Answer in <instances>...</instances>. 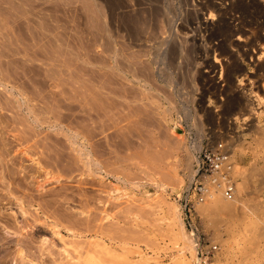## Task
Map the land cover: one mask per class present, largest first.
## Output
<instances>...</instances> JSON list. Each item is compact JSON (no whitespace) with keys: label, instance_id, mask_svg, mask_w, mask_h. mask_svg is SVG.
Returning a JSON list of instances; mask_svg holds the SVG:
<instances>
[{"label":"rangeland","instance_id":"374dc122","mask_svg":"<svg viewBox=\"0 0 264 264\" xmlns=\"http://www.w3.org/2000/svg\"><path fill=\"white\" fill-rule=\"evenodd\" d=\"M21 1L0 0V8L11 16L22 15L26 38H31L29 40L33 43H38L35 45L40 48L39 53L42 56L38 65L43 67L39 76V79L42 78L40 81H46L45 72L48 68L46 66H50L53 70L55 78L53 88L55 89L47 88L45 85V88L40 90L45 94L39 93L40 98L50 100L48 102L43 98V103L51 106L50 108L46 106L48 109L46 108L45 111L43 103H38L36 108L39 112L43 107L41 110L44 111L39 114L44 116L40 115L39 118L46 122L48 113L45 112L51 109L52 115L57 116L52 121L56 120L54 128L57 126L58 130H51L52 128H49L47 124L43 126L44 123L32 129L30 123L33 117L24 116L28 114L27 107H31L32 104L30 92L28 91L25 95L28 98L18 99L17 92L14 89L10 91L12 86H19L12 77L13 66L11 65L27 64L28 56H23L25 58L21 56L29 53L27 52L29 50H26L29 41L24 43L26 44L24 49L22 44L20 48L23 50L20 48V51L14 50L16 51L14 53L20 52L18 56L22 59L18 58L20 61L23 60L21 63L17 62L18 59L15 60L17 56L14 55L15 59L13 57L8 59L11 63L12 61L15 63L9 62L6 64L7 67L3 66L1 61L4 59L0 58V67H2L0 69L3 72L0 73V78L9 74L8 76L11 77L5 76L4 78L7 79L3 81L9 82V79H12L8 84L10 89L8 88L9 90L7 89L1 96L7 95L8 99L13 98V101L9 102L10 104L12 102L9 109L5 106L6 108L1 110L3 106L0 104L3 116L7 114L6 119H3L5 118L3 116L0 118L2 123L0 126L4 125L3 127L7 126V128L10 126L9 129L14 127L15 132L10 129L11 134L17 133L24 137V140L21 138V141H17L20 145L16 142L14 146L20 147L21 151V146L28 145L30 153L35 148L34 142H41L40 146H43L46 144L44 141L49 132H58L56 147L59 145L60 151L57 148L56 150L61 157L59 158L61 164L58 161L60 166L57 165V167L58 169L63 167L60 169L62 173L71 165L73 171L66 175L59 174L58 183L45 186L46 190L53 188L58 194L59 205L56 204L55 210L48 209L45 202L47 197L44 195L39 200L41 201L39 204L41 208H45L38 210L36 214L31 209L33 213L28 211L26 216L22 217L14 204L10 206L8 201H4V197L3 205L0 206V264H130L142 259L148 260L149 264H180L181 260L196 264L197 260L192 258L193 255H190L186 244L177 238L179 228L174 221L171 208L176 207L185 233L190 236L184 227L176 197L180 196L191 183L189 176L193 172V157L199 153L205 142L227 139V137H230L233 143L235 196L231 201L229 200L231 203L228 209H214L212 198L208 201L211 204L206 202L198 208L201 232L211 237L212 241L218 245V251L214 255L210 254L205 264H264V136L262 134L260 136V131L251 127L255 121L257 123L255 120L257 116H250L245 121L236 113L237 111L225 113L221 107L223 99L226 100L227 96L237 94L235 86L242 83L244 85L242 91L250 93V96L259 94L262 104L259 105L256 97L255 104L261 107L259 112L264 110V52L257 54L260 56V62L257 63L250 59L253 56V53H250V57L241 62L242 81L236 80L234 84L229 85L220 75L221 68L218 67L214 73H208L209 69L204 68L200 60L194 58L197 55L186 49L189 46L187 25L198 17L199 0ZM211 1L221 2V0ZM196 22L195 20L194 23ZM197 35L202 45H207L206 35L203 32H198ZM176 45H179L178 48L181 50L175 52L172 47H177ZM11 48L14 46L12 45ZM113 54L116 56L112 57ZM210 58H213V55ZM115 61L120 63L122 61L124 66L136 70L138 82L129 75H124L123 71H121L122 74L117 71L118 74H115L118 78V75H121L131 81L132 85H129L133 88L131 97L134 96L139 103L131 105L127 104V101L123 102L126 96L128 99L131 98L127 91L117 92L124 96L121 95L123 100L117 97L106 99V91H99V87H103L104 77L109 75L106 74L109 69L104 68L105 64L108 62L114 65ZM5 66L9 68L10 72L5 68L8 74L3 70ZM45 83L50 85L47 81ZM109 87L111 91L113 87ZM243 87L240 86L239 89ZM49 88L56 96L54 97L56 113L53 112L54 100L52 104L51 99L48 98ZM45 89H47L46 92ZM221 90L224 92L221 93ZM9 91L10 95H8ZM144 91L150 96L147 97ZM134 93L146 94L141 96L146 100L141 101V98H138L140 95L136 96ZM20 104L21 107H19ZM117 105L121 107L127 105V107H122L121 110ZM13 106L14 111L18 107L16 110V113H19L18 116L10 110ZM13 116L18 119L19 116L25 117L26 120L20 119L19 122L18 119L14 120ZM12 117L16 123L11 121ZM10 121L15 125L12 126ZM18 122L22 125L25 123H27L26 126L30 125V130H27L29 134L25 131L28 127L25 129V126ZM174 122L183 131V142L177 140L170 131L174 127ZM262 128L264 129V121ZM31 130L39 131V135L36 132L37 136L32 137L36 139L39 136L36 139L39 141L29 142L32 138L28 137L30 138L28 139L27 135L30 136ZM22 131L26 135L21 133ZM75 133L83 136L88 142L86 150L90 152L92 160L95 159L94 163L98 164L97 167L92 165L94 168L90 170V173L84 171L79 161L76 163V160H79L78 157L74 159L77 152L74 154L73 150L77 151V149L70 147L68 139L73 138ZM11 134H7L10 140L13 136ZM24 141H26L25 144H29L24 145ZM77 143V145L80 144V142ZM39 147L35 148L36 151L33 153L37 152L36 158L42 160L39 155L43 157L45 152L39 153L45 150ZM195 147H200V150H195ZM14 148V155L16 152L20 155V151L15 152L16 148ZM25 148L23 150H26ZM64 152L68 153H65L67 157L64 156ZM28 161L29 159L25 165H28ZM78 162L81 169L77 166ZM91 172H93L92 175ZM96 173L97 175L94 176ZM237 173L240 175L238 176ZM241 175H245L244 188H240L239 185ZM21 176L23 177V173ZM148 193L150 197L145 195ZM3 194L5 191L0 189V195ZM26 194L31 192L26 191ZM42 211L47 215L53 213V217L56 218L57 226L54 225L56 228L52 227L51 222L45 220ZM33 214L38 215L40 220L35 222ZM68 229L76 237L73 238V235L67 232ZM190 240H192L191 237ZM103 248H108V252L110 249V253L113 251L114 256L113 253L111 255L106 253L107 251ZM194 254L197 258L196 253Z\"/></svg>","mask_w":264,"mask_h":264},{"label":"bare ground","instance_id":"6f19581e","mask_svg":"<svg viewBox=\"0 0 264 264\" xmlns=\"http://www.w3.org/2000/svg\"><path fill=\"white\" fill-rule=\"evenodd\" d=\"M21 0H19L20 2ZM28 1V0H27ZM12 2V1H11ZM22 2V1H21ZM155 2V1H154ZM14 3V1H13ZM102 3V2H101ZM27 4V3H26ZM18 5V4H17ZM116 6V5H115ZM195 6V4H194ZM0 7H1V3H0ZM6 7V6H5ZM15 8V7H14ZM160 8V7H159ZM197 8H198V17L197 19H195L197 22H194L191 21L188 23L187 25V29L189 31V33L187 34L188 36V43H189V46L188 49L190 53H194L197 55V57H194L196 60H200V62L202 63L203 67L204 68H207L209 69L208 73H214L216 71V69H219L222 70L221 71V74L223 76V79L224 81L228 82L229 85L231 84H234V82L236 80H238V82H241L242 81V78H241V75H242V72H243V69L241 67V62L244 61L247 57H250V53H253V56H251L250 59H252L253 62H260V56H257V54L259 52H264V1L263 0H221L220 3H215L211 0H208L205 2H203V0H199L198 2V5H197ZM1 9V8H0ZM10 9V8H9ZM185 9V8H184ZM16 10V9H15ZM96 10V9H95ZM94 10V11H95ZM191 11V9H190ZM11 12V11H10ZM15 12V11H14ZM17 12V10H16ZM19 12V11H18ZM152 12V11H151ZM193 12V11H192ZM191 12V13H192ZM197 13V11H196ZM25 14V13H24ZM144 15V14H143ZM192 16V15H190ZM52 17V16H51ZM23 16L22 15H8L6 13V11L4 12V10H0V58L4 59L3 61H1L3 63V66L6 65L7 63L10 62V59H8L9 57H15L14 55L17 56V58L15 60H17V62H22L20 61V59L22 58H25L23 56H28L26 58V62L27 64L25 63H21V66H19V63L17 65V63L13 65H11L14 61H12V63L10 64L11 66H13V69L14 67L15 70L12 69L13 71V74H12V77L16 82H18L19 86H12L11 87V92L13 91V89L17 92V97L18 99L19 98H28L26 97L25 95H27L26 93H28V91L30 92V95H31V100L29 105L31 107H27V115H24L25 117L29 115H31L33 117V120H31V123L30 125H32V129H36L39 124H43V126H45V124H47V126H49V128H52L51 130L53 129H56L58 128L56 126V128H54V124L56 123V120L55 121H52L54 118L56 119L57 116H55L56 114H53L52 115V111L51 109H49L50 111L49 112H45V113H48L47 115V122L46 120H42L39 118V116L41 114L42 111H46V108H50L49 106L51 105H45V103H43V98H40V94H45V93H42V88L44 89L45 88V85L48 87H51L52 89H55L53 88V86L55 87V84L53 85V82L55 81L54 79V74H53V70L50 66H46L48 67L46 69V81L48 83H50V85H48L47 83H45L46 81H40L41 79H39V76L41 75L40 72L41 70L43 71V67L38 65V63H40V59L42 56H40V48L35 45V44H38V43H33L32 40H29L31 38H26V32L24 31V21H23ZM26 18V17H24ZM194 18V17H193ZM26 20V19H25ZM103 20V19H102ZM129 20V19H128ZM32 21V20H31ZM93 21V20H92ZM134 21V20H133ZM147 21V20H146ZM37 22V21H36ZM49 22V20H48ZM120 22V21H119ZM137 22V21H136ZM107 23V22H106ZM108 24V23H107ZM160 24V23H159ZM129 25V24H128ZM166 25V24H165ZM31 26V25H30ZM27 27V26H26ZM93 27V26H92ZM103 27V26H102ZM106 27V26H105ZM104 27V28H105ZM133 27V25H132ZM144 27V26H143ZM184 27V25H183ZM30 28V27H29ZM135 28V27H134ZM33 29V28H32ZM30 29V30H32ZM39 29V28H38ZM102 29V28H101ZM136 29V28H135ZM26 30V29H25ZM28 30V29H27ZM47 30V29H46ZM50 30V29H49ZM52 30V29H51ZM139 30V29H138ZM183 30V29H182ZM104 31V29L102 30ZM31 32V31H30ZM101 32V31H100ZM108 32V31H106ZM198 32H203L205 35H206V43L207 45H202L200 39L197 38V33ZM28 33V32H27ZM32 33V32H31ZM133 33V32H132ZM109 34V33H107ZM190 34V35H189ZM31 35V34H30ZM141 36V35H140ZM34 37V36H33ZM170 37V36H169ZM40 38V37H39ZM49 38V37H48ZM181 38V37H180ZM33 39V38H32ZM109 39V38H108ZM172 40V39H171ZM26 41H29V44H27L28 46H26V44H24ZM135 41V40H134ZM107 42V41H106ZM137 42V41H136ZM162 42V41H161ZM13 43V44H12ZM109 43V42H108ZM160 43V42H159ZM175 43V42H173ZM22 44L24 45V47H22ZM179 44V43H178ZM12 45L14 46V48H11ZM187 45V43H186ZM25 46L27 47L26 50L28 49L29 53H27V55H22L21 57H19L18 53H14L16 51V49L19 50L20 47H22L23 49L25 48ZM104 46V45H103ZM111 46V45H110ZM164 46V45H163ZM177 46V45H176ZM179 46V45H178ZM177 47H172V49L174 48V51H179L180 48ZM38 47V48H36ZM89 47V46H88ZM95 47V46H94ZM156 47V46H155ZM166 47V46H165ZM180 47V46H179ZM20 48V49H22ZM107 49V47H105ZM111 48V47H110ZM121 48V47H120ZM154 48V47H153ZM168 48V47H167ZM178 48V49H177ZM22 49V50H23ZM104 49V48H103ZM109 49V47H108ZM113 49V48H112ZM117 49V48H116ZM146 49V48H145ZM164 49V48H163ZM17 50V51H18ZM122 50V49H120ZM141 50V49H140ZM153 50V49H152ZM181 50V49H180ZM20 51V50H19ZM111 51V49H110ZM115 51V50H114ZM9 52L11 54H9ZM22 54H23V51H21ZM113 52V50H112ZM124 52V51H123ZM123 52H120V53H123ZM156 52V51H154ZM164 52V51H163ZM173 52V51H172ZM106 53V52H105ZM114 53V52H113ZM117 53V52H116ZM160 53V52H159ZM174 53V52H173ZM182 53V51H181ZM180 53V54H181ZM186 53V52H184ZM189 53V54H190ZM108 54V52H107ZM112 54V53H111ZM114 55L116 56V54H113L112 57H114ZM118 55V54H117ZM123 55V54H122ZM125 55V53H124ZM213 55V58H210V56ZM259 55V54H258ZM262 55V54H261ZM119 56V55H118ZM117 56V57H118ZM129 56V55H128ZM132 56V55H131ZM190 56V55H189ZM20 59H19V58ZM110 57V56H109ZM151 57V56H150ZM164 57V56H163ZM103 58V57H102ZM127 58V57H126ZM8 59V61L6 60ZM105 59H108V58H105ZM113 60V58H112ZM116 60V59H115ZM118 60V59H117ZM125 60V59H124ZM119 61V60H118ZM118 61H115L114 62V65L110 64V63H106L105 64V67L106 69H109V71L106 72V74H109L107 76L104 77V80L105 78L107 80H103V82L105 83H102L103 84V90L101 87H99V91H106V99H111V98H118L120 100H123L121 97V95H119L117 92H124L127 91L128 93H130V97L132 96L131 93H132V89L129 85L131 84V81L127 80L125 77H121V75H118L119 78L117 77V74L118 73H121V71H123V74L124 75H129L133 80L137 81L138 82V77H137V74H136V70L130 68V67H127V66H124L122 64V61L121 63L118 62ZM150 61V60H149ZM157 61V60H156ZM160 61V60H159ZM25 62V61H24ZM130 62V61H129ZM132 62V60H131ZM155 62V61H153ZM263 62V61H261ZM15 63V62H14ZM255 63V64H256ZM24 64V65H23ZM127 64V63H126ZM133 64V62H132ZM135 64V63H134ZM1 65V63H0ZM9 65V67H10ZM23 65V66H22ZM107 65V66H106ZM128 65V64H127ZM259 65V63H258ZM7 66V65H6ZM4 67L3 70L6 71V69L8 70L9 68L7 67ZM103 66V64H102ZM131 66V64L129 65ZM101 67V65H100ZM139 67V66H138ZM2 68V67H0ZM6 68V69H5ZM11 69V67H10ZM114 69V70H112ZM263 69V68H262ZM111 70V71H110ZM9 71V70H8ZM45 71V69H44ZM104 71V70H103ZM112 71L114 73H112ZM118 73H117V72ZM140 71V70H139ZM1 69H0V73H1ZM10 72V71H9ZM207 72V71H206ZM205 72V73H206ZM3 73V72H2ZM42 73V72H41ZM117 73V74H115ZM180 73V72H179ZM5 74V73H4ZM8 74V72H7ZM11 74V73H10ZM122 74V73H121ZM2 75V74H1ZM9 75V74H8ZM8 75H5L7 78L9 77ZM162 75V74H161ZM5 76H3L2 78H0V104H2L1 106H3L1 108V110H4V108H7L6 109H9L10 105L12 106V102L11 104L9 103L12 99H8L7 95H5L6 97H3L1 96V94L3 93L4 95V92H6V90L9 88V82L10 80L12 79H9V82L7 80L3 81L4 79H7V78H4ZM42 76H44L42 74ZM41 76V77H42ZM102 76V75H101ZM219 76V75H218ZM11 77V76H10ZM9 77V78H10ZM148 77V76H147ZM221 77V76H220ZM100 78V77H99ZM164 78V77H163ZM170 78V77H169ZM2 79V80H1ZM44 79V77H43ZM103 79V77H102ZM131 79V80H132ZM141 79V78H140ZM17 80V81H16ZM101 80V79H100ZM13 81V82H14ZM147 81V80H146ZM12 82V81H11ZM148 82V81H147ZM146 82V83H147ZM17 84V83H16ZM138 84V83H137ZM15 85V84H14ZM95 85V84H94ZM99 85V84H98ZM132 85V84H131ZM141 85V84H140ZM147 85V84H145ZM150 85V84H149ZM148 85V86H149ZM100 86V85H99ZM102 86V85H101ZM109 86H112L113 88L111 89V91H109L108 88H110ZM151 86V85H150ZM154 86V85H153ZM243 87L244 85L241 83H239V85L236 87L235 86V89L237 92V94L235 95H231L230 97L227 96L226 100L223 99V102L221 104V107H222V110L225 112V113H233V112H236L240 117H243L244 120L246 121L247 119H249L250 116H257L255 117V120H257V123L255 121V124L251 125V127H255L258 131H260V136L261 134L264 136V129L262 128L263 126V121H264V110H262L261 112H259V109L260 108L258 107V104L256 105L255 102H256V99H254L255 97L257 98V100L259 101V105H260V100L262 98H260L259 94L256 95V96H250V93L248 94L247 92H244L242 91L244 89L243 88H240L239 87ZM97 87V86H96ZM138 87V86H137ZM72 88V87H71ZM257 88V87H256ZM263 88V87H262ZM10 89V88H9ZM8 89V90H9ZM51 89V90H52ZM114 89V90H113ZM118 89V90H117ZM145 89V88H144ZM230 89V88H229ZM228 89V91H229ZM41 90V91H40ZM47 89H45L44 91L46 92ZM146 90V89H145ZM9 91V94H11V92ZM77 91V90H76ZM140 91V90H139ZM142 91V90H141ZM231 91V90H230ZM249 91V90H248ZM48 92V91H47ZM136 92V91H135ZM146 92V91H144ZM221 93L224 92V90H221L220 91ZM233 92V91H231ZM263 92H264V88H263ZM49 93V94H48ZM48 98L51 99V103H52V100H54V97L56 98V96H54L53 92L50 91V88H49V92H48ZM93 93V92H92ZM109 93V95H108ZM127 93V94H128ZM138 93V92H137ZM137 93H134V95H140L138 96V98H141V96H146L147 94V97L150 96L148 95V93L146 92V94H137ZM226 93V91H225ZM72 94V93H71ZM151 94V93H150ZM13 95V94H12ZM101 95V94H100ZM104 95V94H103ZM252 95V94H251ZM15 96V97H16ZM43 96V95H42ZM102 96V95H101ZM126 96V95H125ZM46 97V96H45ZM105 97V96H104ZM124 97V96H123ZM127 97V96H126ZM124 98L123 102L127 101V104H131V105H135L136 103H139V102H136V98L133 96V98L131 97L130 99L127 98ZM8 99V100H7ZM42 99V100H40ZM45 101H48L46 100V98H44ZM60 99V98H59ZM142 99L144 98H141L140 100L142 101ZM149 99V98H148ZM3 100V101H2ZM23 100V99H22ZM146 100V99H144ZM13 101V100H12ZM16 101V99H15ZM25 101V100H24ZM23 101V102H24ZM29 101V99H28ZM27 101V102H28ZM40 101V102H39ZM42 101V102H41ZM50 101V100H49ZM48 101V102H49ZM108 101V100H106ZM116 101V100H114ZM113 101V102H114ZM140 103H143L141 102ZM22 103V101H20ZM26 102V101H25ZM46 102V103H48ZM56 102L55 100L53 101V103ZM109 102V101H108ZM117 102V101H116ZM17 103V102H16ZM17 104H19V102ZM38 103H43V105L45 106V109L44 110H41L43 109V107L39 110L38 112V109L36 107H38ZM52 103V104H53ZM106 103V102H105ZM103 103V104H105ZM135 103V104H134ZM145 103V102H144ZM257 103V102H256ZM9 104V105H8ZM262 104V103H261ZM28 105V106H29ZM56 104L54 103V106L53 108L57 107L55 106ZM63 105V104H62ZM106 105V104H105ZM124 105V104H122ZM6 106V107H5ZM22 105L20 104L19 107H21ZM47 106V107H46ZM110 106V105H109ZM108 106V107H109ZM116 106V105H115ZM113 106V107H115ZM119 106V105H117ZM142 106V105H140ZM145 106V105H144ZM150 106V105H149ZM25 107H26V104H25ZM41 107V106H40ZM120 109L124 106L121 107V105L119 106ZM125 107H127V105H125ZM124 107V108H125ZM130 107V106H129ZM132 107V106H131ZM134 107V106H133ZM264 107V106H263ZM18 108V107H17ZM16 108V110H17ZM47 108V109H48ZM55 108L53 109V112H55ZM110 108V107H109ZM116 108V107H115ZM118 108V107H117ZM147 108V107H146ZM150 108V107H149ZM5 109V110H6ZM14 109V106L11 107L10 110ZM20 109V108H19ZM18 109V110H19ZM22 109V108H21ZM179 109V108H178ZM263 109V108H262ZM14 111L12 110V112L16 113L17 111ZM55 110V111H54ZM116 110V109H115ZM122 110V109H121ZM6 111H9V110H6ZM108 111V110H106ZM117 111V110H116ZM258 111V112H257ZM2 112V113H1ZM11 112V111H9ZM20 112V111H19ZM104 112V111H102ZM112 112V111H111ZM44 113V114H45ZM56 113V112H55ZM86 113V112H85ZM105 113V112H104ZM114 113V111H113ZM235 113V114H236ZM0 114H1V117L0 118H3V119H6V116H3V111H0ZM13 114V113H12ZM17 114L19 113H16L15 116H18ZM25 114V113H23ZM23 114L21 116H23ZM45 115V116H46ZM52 115V116H51ZM104 115V114H102ZM101 115V116H102ZM108 115V114H107ZM111 115V114H110ZM3 116V117H2ZM21 116H19V119L16 117H14V120L15 119H18V121L20 119L24 120L25 117H22L20 118ZM41 116H44V115H41ZM80 116V115H79ZM112 116V115H111ZM111 116H110V119H111ZM13 117L11 118V121L13 123H16V121L12 120ZM26 117V118H28ZM84 117V116H83ZM25 118V120H26ZM31 118V117H30ZM109 119V118H108ZM10 120V119H9ZM29 120V119H28ZM103 120V119H102ZM107 120V118H106ZM254 120V118H253ZM8 121V120H7ZM7 121L5 123H7ZM10 121V122H11ZM46 123H45V122ZM11 122V124H12ZM20 122V121H19ZM20 125H22L21 123L23 121H21V123H19ZM9 123V121H8ZM24 123V122H23ZM97 122H95L96 124ZM105 123V122H104ZM175 123V122H174ZM2 124V123H0ZM27 123H25V125H22V126H25V131H27L29 129V126H26ZM15 125V124H12V126ZM4 125L0 126L1 128L3 127ZM41 126V125H40ZM39 126V127H40ZM10 127V126H9ZM9 127L7 128V126L3 127L2 129H0V189L2 191H5V196L3 195H0V206L3 205V199L5 197V200L4 201H8V204L11 206L14 204V206L17 208V212L20 213V216L22 217H25L26 214L28 213V211H30L31 209H33V211H35L34 214H36V212L38 210H42L43 208L40 207V204L39 202L41 203V201H39L40 199H42V197H44V195L47 197L45 199V202L48 209L50 210H55V207H56V204L59 205V203H57V196L58 194L56 193V190L51 188L49 190H46L45 189V186L46 185H53V184H56L58 183V180H59V174H62L64 173L65 175L66 174H69L71 173V171H73V169L71 170V165L69 167V169H67V171L63 170L62 173H61V170L60 169H63V167L61 166V168L57 167L58 165V161L60 163V159L61 157H59V154H58V151L59 150V145L58 147H56V143L58 142L56 137L58 136V132H49L48 135L46 136V140L43 138L44 145L40 146V143L41 142H34L36 139H33L32 137L34 136H37L39 135V131L36 130V132L38 133L36 135V132L33 130L29 131L30 132V136L27 135V138L30 137L32 138L31 140H29V142L33 143V146L38 149L41 148L42 150H45L39 154H42L44 153V156H45V159H44V156L42 157V155L39 157L42 158V160L44 159V162H42V160H40V158H36L38 155L37 152L36 154H34L33 152L36 151L35 148L34 150H32L33 154H31L30 152H28V145L26 144H29V143H26V141L23 142L24 145H26L25 147L21 146L22 147V150L20 151V147L18 148V142L17 141H21V138L22 136H19L21 134H17V133H12V129L11 132H10V129ZM46 128V127H45ZM64 128V127H63ZM16 129V128H15ZM18 129V128H17ZM16 129V130H17ZM41 129V128H40ZM101 129V128H99ZM105 129V128H104ZM30 130V129H29ZM58 130V129H56ZM61 130V129H60ZM71 130V129H70ZM252 130V128H251ZM14 131V130H13ZM19 131V130H18ZM42 131V130H41ZM50 131V130H49ZM172 131V134H174V136H176L177 140L179 141H184V136H183V131L181 130V127L178 125V124H174V127L170 130ZM15 132V131H14ZM17 132V131H16ZM32 132H35V133H32ZM48 132V130H47ZM62 132V131H61ZM9 133L11 134L12 136V140H10L8 137H7V134L9 135ZM20 133V132H19ZM21 133H24V135H26L28 133V131L25 132L22 131ZM42 133V132H41ZM69 133V132H68ZM71 133V132H70ZM257 133V132H256ZM29 134V133H28ZM62 134V133H60ZM23 135V134H22ZM64 135V134H62ZM75 136H73V138L71 139H68L69 141V144L71 145L70 147H74L77 149V151L74 149V154H76L75 152H77V155L75 158L78 157L79 160H76V163L77 161L80 162V164L82 165V168L84 169L85 172H89L90 173V170L94 167H97L98 164L94 163L96 162L95 159L94 161L92 160V157H91V154L89 151L86 150V146L88 145L87 141L85 140V138L83 136H80L78 134H74ZM71 136V135H70ZM7 137V138H6ZM64 137V136H63ZM24 138V137H23ZM22 138V139H23ZM28 138V139H30ZM67 138V137H66ZM259 138V137H258ZM257 138V139H258ZM26 139V137H25ZM24 140V139H23ZM34 140V141H33ZM262 140H263V137H262ZM36 141H39L36 140ZM57 141V142H56ZM257 141V140H256ZM17 142V143H16ZM28 142V141H27ZM77 142H80L79 145H77L78 143ZM17 144L14 146V144ZM22 143V142H21ZM43 143V142H42ZM58 144V143H57ZM262 144V143H261ZM20 145V144H19ZM200 145V144H199ZM32 146V145H31ZM31 146H29V149H31ZM195 146V145H194ZM16 149H15V148ZM44 147V148H43ZM13 148L15 149V152L16 151H20V155L18 156L16 153L14 155V150ZM18 148V150H17ZM23 148H25L26 150H23ZM33 148V147H32ZM57 148V150H56ZM63 149V148H62ZM63 150H66V149H63ZM69 150V149H68ZM72 150V149H71ZM187 150V149H186ZM194 150V149H193ZM195 150H200V147H195ZM30 151V150H29ZM39 151V150H38ZM60 151V150H59ZM40 152V151H39ZM71 151H69L70 153ZM200 152V151H199ZM60 153V152H59ZM61 153H63V151H61ZM60 153V154H61ZM64 152V156L68 153ZM197 154V153H196ZM196 154H195V158H196ZM26 158V161L29 159L28 161V165L29 163H31V165H25V158ZM62 156V160H63V154L61 155ZM252 156V155H251ZM67 157V155H66ZM69 157V156H68ZM193 157V161H195ZM60 158V159H59ZM73 158V157H72ZM67 160V159H66ZM69 161V160H67ZM71 161V160H70ZM73 161V160H72ZM93 161V163H92ZM66 162V161H65ZM77 164V166L80 168V164ZM63 163V162H62ZM74 163V162H73ZM61 164V163H60ZM70 164V163H69ZM68 164V165H69ZM72 164V163H71ZM194 164V163H193ZM64 165V164H63ZM76 164H74L75 166ZM96 165V166H93ZM60 166V165H58ZM65 167H66V164H65ZM77 167V169H78ZM73 168V166H72ZM81 169V168H80ZM96 169V168H95ZM98 169V168H97ZM60 170V173L58 172ZM100 170V169H99ZM98 170V172H99ZM242 171L244 169H241ZM255 170V169H254ZM257 170V169H256ZM245 171V170H244ZM96 172V171H95ZM97 172V173H98ZM23 173V177L21 176ZM93 172H91V175H92ZM97 173L94 175L96 176ZM102 173V172H101ZM101 173H98V174H101ZM240 173V172H239ZM238 174V173H237ZM245 174V172H244ZM193 172L190 173V179L192 181V178H193ZM240 174H238L239 176ZM30 176V177H29ZM102 176V175H101ZM242 176V175H241ZM22 177V178H21ZM98 177H100L98 175ZM192 177V178H191ZM244 176L241 177V182H239V186L240 188H244L245 186L243 185L244 183ZM101 178V177H100ZM91 186V185H90ZM188 187H186L185 189H187ZM184 189V190H185ZM26 191L27 193H30L31 194H26ZM247 191V190H246ZM59 193V192H58ZM145 193V192H144ZM147 197H150L151 195L148 194H145ZM60 196V195H59ZM65 197V196H64ZM48 199V200H47ZM47 200V201H46ZM64 200V199H63ZM210 200V199H209ZM208 200V201H209ZM213 200V201H212ZM212 206L214 207V209H228L229 208V204L231 202H229V200L231 201V199H225L223 197H221L220 195H216L214 198L212 197ZM66 201V200H65ZM206 201V202H208ZM44 202V203H45ZM59 202V201H58ZM68 202V201H67ZM205 202V203H206ZM2 203V204H1ZM203 203V204H205ZM209 204H211L210 202H208ZM6 204V203H5ZM7 204V205H8ZM65 204V203H64ZM202 204V205H203ZM208 204V205H209ZM8 205V206H9ZM45 205V206H46ZM174 205V204H173ZM200 205V206H202ZM5 206V205H4ZM171 206V205H170ZM207 206V205H206ZM211 206V205H210ZM172 207V206H171ZM169 207V209L171 208ZM209 207V206H208ZM60 208V207H59ZM199 208V207H198ZM62 209V208H61ZM172 216L174 217V221L178 224V228H179V232L177 233L179 235V237H177L180 241L182 240L183 243L186 244V247L188 248V250L190 251V255L192 256V258H194L195 260H197L196 264H199V261L198 259L195 257V249H194V244L192 240H190V236H187V234L185 233V230L183 228V225H182V222H181V219H180V216H179V212L177 211L176 207H172ZM31 212V211H30ZM43 212V211H42ZM47 212V211H46ZM52 212V211H51ZM33 213V212H31ZM32 215L33 219L36 221L40 220L39 216L38 215ZM43 216L45 217V220L51 222L52 224V227H54V225H56L55 223V219L53 217V213H49L47 215V213L45 214V212H43ZM67 216V215H66ZM21 217V218H22ZM2 218V217H1ZM8 219V218H7ZM71 219V218H70ZM1 220V219H0ZM24 220V219H23ZM68 220V219H67ZM66 220V222H67ZM4 221V220H3ZM46 221V222H47ZM69 221V220H68ZM71 221V220H70ZM17 222V221H16ZM45 222V221H44ZM65 222V223H66ZM74 222V221H73ZM2 223V222H1ZM18 223H20L18 221ZM25 223V221H24ZM63 223V222H62ZM9 224V223H8ZM34 225V223H33ZM48 225V224H47ZM87 225V224H86ZM31 226V225H30ZM57 226V225H56ZM56 226L54 228H56ZM62 226V225H61ZM78 226V225H77ZM176 226V224H175ZM26 227V226H25ZM71 227V226H69ZM53 229V228H52ZM70 229V228H69ZM67 230V232L71 233V236L73 235V238L76 237L74 236L75 234L73 232H71L70 230ZM58 230V229H57ZM73 231V230H72ZM55 234V233H54ZM56 235V234H55ZM58 235V234H57ZM62 236V235H60ZM59 236V237H60ZM78 236V235H77ZM63 238V237H62ZM72 238V237H71ZM62 240V239H61ZM22 241V240H21ZM74 241V240H73ZM72 241V242H73ZM76 241V240H75ZM62 242H65L62 240ZM71 242V243H72ZM66 243V242H65ZM25 245V244H24ZM89 247V246H88ZM64 249V248H63ZM104 249V248H103ZM108 249V248H107ZM107 249H104L105 251H107L106 253H110L111 250L109 249L110 252H108ZM103 250V251H104ZM120 250V249H119ZM113 253V251H112ZM110 253V255L112 254ZM115 253H113L112 255L114 256ZM80 261V260H79ZM130 264H149V261L148 260H140L138 262H130ZM180 264H191L189 263L188 261L186 260H181L180 261Z\"/></svg>","mask_w":264,"mask_h":264},{"label":"built area","instance_id":"2783aa9c","mask_svg":"<svg viewBox=\"0 0 264 264\" xmlns=\"http://www.w3.org/2000/svg\"><path fill=\"white\" fill-rule=\"evenodd\" d=\"M232 139L207 140L193 164V178L188 188L176 197L185 229L190 235L199 264H205L218 245L205 236L198 223V207L216 195L225 199L235 196V164Z\"/></svg>","mask_w":264,"mask_h":264}]
</instances>
